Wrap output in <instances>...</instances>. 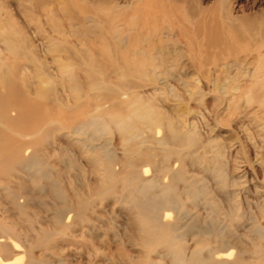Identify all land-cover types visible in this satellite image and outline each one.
<instances>
[{
	"label": "rangeland",
	"instance_id": "1",
	"mask_svg": "<svg viewBox=\"0 0 264 264\" xmlns=\"http://www.w3.org/2000/svg\"><path fill=\"white\" fill-rule=\"evenodd\" d=\"M67 1L0 0V62L13 84L5 102L25 112L0 123L5 143L20 147L12 152L20 161L0 168L8 247L0 256L19 257L15 264H206L227 251L220 238H228L232 263L264 264L263 27L234 54L213 58L190 24L207 17L257 27L264 0H157L178 17L152 25L146 75L137 80L96 72L102 53L92 26L103 24L106 2L112 17L138 12L142 0H75L69 10ZM147 183L158 195L172 185L174 204L168 216L153 212L150 233L136 222L133 200Z\"/></svg>",
	"mask_w": 264,
	"mask_h": 264
},
{
	"label": "bare ground",
	"instance_id": "2",
	"mask_svg": "<svg viewBox=\"0 0 264 264\" xmlns=\"http://www.w3.org/2000/svg\"><path fill=\"white\" fill-rule=\"evenodd\" d=\"M106 3L107 4L105 5L104 12L100 13L99 16H97L101 18L103 24H95L92 26V30H95L94 32L96 35L94 38V42L99 48H101L100 50L102 53V57L100 59L101 63L99 64V69H96V72L99 73L101 77H105L106 79L111 78V73L121 75V77L130 76L133 80L140 79L142 76L146 75V69L144 67L147 65L144 58L145 49L143 44H146L145 42L147 41V37L149 36V34L151 32L153 34V32L156 31L155 27H152V25H168L171 17H178L177 10L174 11L170 16H168L165 14V12L168 11V7L163 4L165 7L164 10L161 6V2L159 3V1L157 0H142V3H140L139 5L138 12H135L136 7L134 6L131 12H125V14L121 16H118V13H116L112 17H109L107 15L108 11L110 10L107 6L109 4L108 2ZM73 4L78 3L75 0L74 2L72 0H69L64 3V6L67 10H69ZM131 4L134 5V2H132ZM222 5L224 4L221 2V6ZM190 6L191 5L188 4L185 9L189 14L192 12V9L190 10ZM76 7L81 8L82 10L85 9V5L83 4L76 5ZM191 17L193 18L194 15ZM98 20L100 21V19ZM190 24L193 28L192 35L194 36V39L197 38L200 40H205V43L207 44L206 46H203L205 48L204 50L213 58L224 57L228 54H234L238 43L247 45L250 42L248 40L254 37L255 32L257 33L260 27H263L262 31H264V23H261L258 26L256 25L257 27H250L248 26V24L246 25V27L243 26L240 31L236 30L235 27H231L229 25L221 26L213 19H208L207 17H202L198 20H192L190 21ZM184 28L185 27L182 26L183 33L185 31ZM140 29L145 30V33H141L140 36H137L138 33L131 32V30ZM189 30L191 31V28ZM107 36L110 39L111 36L113 37L114 40L112 44H109ZM137 38H140L141 40L139 41L137 40ZM3 39L6 41L8 40L6 37H4ZM82 46L85 50V42L82 44ZM88 47L91 48V45L89 44ZM193 47L194 45H192V48ZM191 51L193 52L194 50ZM157 54L159 56L162 55L161 49H158ZM87 55L90 61L93 60V52H90V54ZM82 62L83 63L81 64H83L84 66L88 64L87 62L85 64V56ZM5 70L6 67L4 63L0 62V89L4 91V95L0 93V123L9 124L11 126V124L20 119L25 112L23 109V105L19 104L17 100L10 103L5 102V99L8 98L9 95H11L13 85L10 77L7 75ZM111 81L103 80V82H107L104 83L105 85L111 83ZM115 86L116 90L119 93V96L124 94L123 91L125 89L123 83L115 84ZM39 95L41 97H47L49 95V90L41 91ZM60 102L64 104V101H62V99L60 100ZM7 110L14 111L15 115H9ZM155 119L158 121L157 118ZM83 126V124L77 123L75 128L80 129ZM157 131L158 129L156 130V133ZM5 141L7 140L4 138V135L0 133V168H2L5 163L9 165V162H15V158L17 157L16 155H13L12 152H19L20 149L19 146L14 147V145H7ZM28 160H30V158ZM16 161L19 162L20 160L17 158ZM149 165V163L145 164V171H150V168H148ZM41 171H46V169L43 168L41 169ZM147 182L150 183L152 182V180H148ZM148 183L143 184L136 189L137 193L133 195V200L136 201V208L139 209L136 222L138 223V225H140V227H142L143 232L147 230L148 233H150L149 231H157L155 227H148L146 224L149 222V220H151L150 216L152 217L153 212L158 213L159 211L163 210L164 216H168L172 213L174 204L169 198L170 192L172 191V185L163 186L160 189V194L158 195L155 192H151L149 190ZM145 238L152 239L153 236L148 234V236H145ZM220 242L222 244L224 243V246H226L225 244H229L228 246H226L227 251H216L217 254L214 257L211 256L210 258H204L203 261L206 264H234L230 261L233 255V249L231 247L232 240L228 238H220ZM0 246L3 249L8 248L7 243L3 240H0ZM8 250L19 252L18 248L16 247H12ZM14 255L16 256L18 255V253ZM185 260L186 259L184 257H180L179 263L190 264L186 263ZM19 261V257H14L9 260L4 256H0V264H15ZM192 263L195 264V262Z\"/></svg>",
	"mask_w": 264,
	"mask_h": 264
}]
</instances>
